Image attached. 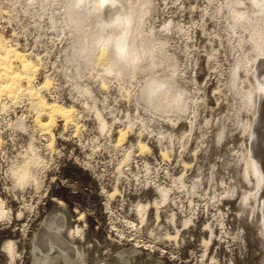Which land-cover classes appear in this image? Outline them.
<instances>
[{
  "label": "rangeland",
  "instance_id": "obj_1",
  "mask_svg": "<svg viewBox=\"0 0 264 264\" xmlns=\"http://www.w3.org/2000/svg\"><path fill=\"white\" fill-rule=\"evenodd\" d=\"M225 2L152 1L147 20L160 36L171 33L173 40L164 45L165 52L174 51L177 70L181 77L184 74L195 104L190 103L181 115H152L136 103L129 79L122 81L123 88L116 81L109 83L110 88L96 84L98 107L107 122L101 130L89 99L74 89L65 74L63 48L45 23L47 17L38 19L31 0H0V33L10 44L40 60L9 39L28 15L37 33L48 34L58 44L56 51L46 40L38 43L45 55L33 84L51 77L44 76V64L54 66L73 86L76 102L66 105L74 106L73 120L65 123L58 118L51 130L53 144L48 146L49 135L34 124L28 99L12 103L0 95V264H33L32 246L42 220L56 211L66 215L64 237L84 250L87 264H125L116 255L127 246L141 251L132 264H264V230L251 221L255 203L243 201L251 191L242 175V153L250 143L248 121L254 124L259 138L256 152L264 161V103L260 118L254 119L242 99L243 91L250 88L248 80L252 86L256 81L264 83V62H259L264 57L249 69L259 78L241 69V80L238 76L231 80L235 63L249 45L238 43L240 34L230 31L231 14ZM250 2L237 6L251 12L256 5ZM254 2L259 5V0ZM124 87H130L131 95ZM19 116L26 124L24 130L14 125ZM121 129L127 132L118 141ZM139 141L149 150L141 153ZM30 143L49 167L35 187L16 189L7 169ZM235 159L241 163L234 169ZM160 188H169L172 199L161 202ZM139 205L144 209L142 219ZM68 228L74 229L72 235ZM7 241L13 244L11 251Z\"/></svg>",
  "mask_w": 264,
  "mask_h": 264
},
{
  "label": "bare ground",
  "instance_id": "obj_2",
  "mask_svg": "<svg viewBox=\"0 0 264 264\" xmlns=\"http://www.w3.org/2000/svg\"><path fill=\"white\" fill-rule=\"evenodd\" d=\"M31 1L34 2L32 5L38 10V19L40 20L41 16H43L44 14V16L47 17L48 20L45 23H47L49 30L57 34V38H59V42L61 43V47L63 48L61 59L66 68L65 74L67 72L66 75H68L73 82L74 89L79 94H81L82 97L86 96L85 99H89L91 108L96 114L101 130L105 129L107 122L102 114V111L98 107V96L94 91V86H96V84L103 89L107 88V86L109 87V83H111L112 81H116L118 85L123 88L124 85H122V83L124 82L122 81H124L125 79H129L130 81H132L133 86H135L140 75L145 72H151L154 74H166L168 76H171L179 85H181L185 89L188 100L186 110L189 107L190 103L195 104L194 96H191V93L188 91L187 87L185 86V82L183 81L184 72L182 73L183 75L181 77V73L179 74V72H181L180 69L177 70V61L174 57V51L172 52L173 54H169L170 52L166 53L167 50L165 49L166 46L164 47V45L167 44L170 40H173L170 37L171 33L169 34V36H160L158 34L159 30L157 31V29H155L154 27L155 25L153 26V24L147 20L148 14L152 12V5L154 4L152 3L153 0H86V3L90 5L88 9L90 22L88 24V28L84 31H81L78 28L74 29L72 24L69 22V18L65 14L64 5L69 3V0ZM225 1V4L228 5L227 7H229L230 4H235V10L237 12L245 13L249 16L254 14L259 7V5L254 2V0H251L250 3L255 4L257 9L256 7H254V9L250 12L248 11V9H245L246 7L240 10V8L237 6L239 3H243L244 0ZM39 9H41V11ZM119 18H124L127 21V32L129 34L130 42L133 47L135 48L138 45L141 50H146L147 52V55L137 57L136 65L133 69L136 74L135 78L133 76H130L126 71H120L116 69L109 60L108 49L104 47L99 49V51L95 54L91 61L83 58L79 61V63L70 61V54L74 55L76 53L78 45L81 46V51H83L84 45L88 43L89 31L94 28V25L97 22H104L106 26L108 22ZM115 34H118V31L116 29L109 30L105 34L106 42L110 41L112 36ZM243 48L241 47V49ZM242 53V58L239 61L237 60L238 62L235 63L236 65L234 66L235 68L233 69L231 77V80L233 79L232 81L235 80L236 76L239 77L242 75H240L241 69H244V71H248L250 74L252 73L253 78L258 77L254 74V72H252L253 70H250L254 65H259V63L256 64V59L258 57L260 58L261 56H255L250 46L247 47V49H245V52ZM259 62L263 64L264 61L263 59H261ZM40 64V60L35 61L32 57H29L27 54L23 53L17 47L10 44L6 40L4 35L0 33V95H6L8 98H10L12 103H16L17 101H19V99L26 97L28 99L30 107L32 108L31 110H34L35 112V118L33 119L34 124L39 128V131H41V133L49 135L50 142L48 143V146H52L54 135L51 130L53 126L58 121V118H61L60 120H64L65 123H69L70 121H72L74 106H66L73 104H65L53 99H51L52 101L47 99L48 97L45 94V90L49 88L52 82V78L48 75L39 85L36 86L33 84ZM262 67H264V65ZM263 78L264 76L262 77V79ZM248 81V83H250V88L248 87V89H245L243 91V94L247 93L249 90L256 92L257 94L254 96V102L251 106H248L245 103L243 104H245L246 108L249 107V110L251 109L250 113L251 116L254 117V119H259L261 115L260 107L264 103V94H259L261 85L258 83V81L255 80L256 82L253 86L251 84V80ZM123 90L127 92L126 94H128V92L130 94V87H124ZM133 90L132 94H135V89L133 88ZM243 94L242 99H244ZM14 123L16 128H20L21 130H24L26 128L23 116H19ZM246 126V128L248 129V137L250 139V143H247V146H245V149L242 153V161L243 165L245 166L243 170L244 173L242 175L247 181V184L250 185L249 191L251 192L248 196L243 197V201L247 198V200L250 199L255 203V215H253V217L250 216L252 218V220H250L253 224L257 223L258 226L260 225L262 230H264V161L261 159L262 157L260 158L259 154L256 152H259V150H257V148H259L257 145V140L259 138H256L255 136L256 132L253 127L254 124L252 126L251 121H248L246 123ZM126 132L127 130H120L118 141L123 140ZM219 135H221V133H219ZM137 146L138 150L141 153H145L149 150V146L145 142L139 141L137 143ZM28 147L29 149H34V146L31 143ZM166 153L167 152L163 151L164 156L166 155ZM129 156L130 152L127 153L124 161H127ZM233 163L235 169L238 165H240L241 162L239 159H235ZM158 191L159 195L162 197L161 202L169 201L172 199L170 198L169 188H160V190ZM247 204H249V202ZM138 213L140 214L142 219L144 213L142 205L138 206ZM183 222L187 224L188 220ZM66 226L67 218L66 215L61 211H56L52 215H48V217L42 220L41 233L39 232L36 235L32 246V256L34 257L33 264L88 263L85 258L84 250H82L81 247L75 245L74 243L70 244L65 239L64 235L67 233ZM73 232L74 229L68 228L69 235H72ZM40 238L42 242L40 241ZM6 247L9 251H11L13 249V244L7 241ZM140 253L141 251L138 247L127 246L119 249L116 256L119 257V259L125 264H132L133 261H135V258Z\"/></svg>",
  "mask_w": 264,
  "mask_h": 264
},
{
  "label": "clouds",
  "instance_id": "obj_3",
  "mask_svg": "<svg viewBox=\"0 0 264 264\" xmlns=\"http://www.w3.org/2000/svg\"><path fill=\"white\" fill-rule=\"evenodd\" d=\"M89 7L86 0H69V3L64 5L65 14L74 29L84 31L88 28ZM235 9V4L229 5L230 31L240 34V43L249 45L255 56L264 57V0H259L258 10L251 16ZM111 29H116L118 34L106 42L105 34ZM102 47L108 49L109 60L116 69L126 71L134 78L136 74L133 69L137 57L147 55L146 50H141L138 45L133 47L127 32V21L119 18L108 22L106 26L104 22H97L89 31L88 43L84 45L83 51L78 45L76 53L70 54V61L79 63L82 58L91 61ZM256 94L251 90L244 93L243 102L251 106ZM259 94H264V84L261 85ZM135 95L137 104L152 115H181L186 111L188 103L185 89L166 74L145 72L140 75L135 85ZM48 167V163L37 150L28 149L10 161L8 178L16 189L32 188L38 184Z\"/></svg>",
  "mask_w": 264,
  "mask_h": 264
},
{
  "label": "built area",
  "instance_id": "obj_4",
  "mask_svg": "<svg viewBox=\"0 0 264 264\" xmlns=\"http://www.w3.org/2000/svg\"><path fill=\"white\" fill-rule=\"evenodd\" d=\"M35 28L36 27L31 24V18L28 15V19H26L25 24L20 22L17 29L13 30L12 34L10 33L13 37L9 39L12 40L13 43H17L20 48L31 53L33 56L35 53L38 54L41 60L45 54L43 52L40 53V45H38V43H42L46 40L48 43L52 44V47H54V50L56 51L58 49V44L51 42L48 34L37 33ZM46 65L47 64L43 65V74L44 76L46 74H50L52 78L49 88L45 90L47 97L65 104L76 103L75 97L73 96V86L67 81V78L63 75H59L54 66L47 68Z\"/></svg>",
  "mask_w": 264,
  "mask_h": 264
}]
</instances>
